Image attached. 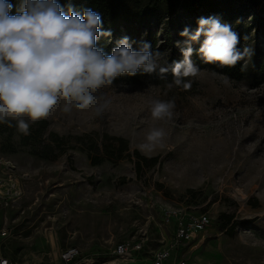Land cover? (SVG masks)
<instances>
[{
    "label": "rangeland",
    "instance_id": "obj_1",
    "mask_svg": "<svg viewBox=\"0 0 264 264\" xmlns=\"http://www.w3.org/2000/svg\"><path fill=\"white\" fill-rule=\"evenodd\" d=\"M148 2L129 5L135 11ZM249 3L209 0L217 10L243 8L233 16L208 7L201 14L250 28L241 50L248 45L253 54L230 83L192 55L200 71L185 78L190 88L169 87L171 75L153 72L99 89L98 96L111 99L101 116L57 108L32 123L28 135L14 121L0 124L3 253L18 259L49 245L76 246L100 262L126 242L143 244L138 264H151L152 252L165 247L194 264H264V15ZM154 99L174 101V117L153 120ZM151 127H163L166 136L145 151ZM111 137L127 148L118 151ZM135 152L148 160L139 170ZM90 154L99 161L91 163ZM200 214L207 221L196 238L177 240V225Z\"/></svg>",
    "mask_w": 264,
    "mask_h": 264
},
{
    "label": "clouds",
    "instance_id": "obj_2",
    "mask_svg": "<svg viewBox=\"0 0 264 264\" xmlns=\"http://www.w3.org/2000/svg\"><path fill=\"white\" fill-rule=\"evenodd\" d=\"M12 8L11 0H0V124L11 126L14 121L24 135L32 123L48 118L57 108L68 115L87 109L103 115L111 99L97 92L123 74L158 72L163 78L170 71L169 87L190 88L191 80L185 78L200 71L191 58L193 43L199 42L195 51L201 61L221 67L241 60L246 66L253 54L248 45L238 49L237 32L215 16L201 17L194 30L185 27L180 32L186 37L177 41L178 46L183 44V58L169 64L161 63V53L149 42L141 41L134 49L128 36L106 53L96 41L110 38L111 31L101 29V15L91 8L76 11L71 3L62 6L59 0H19L14 14ZM222 75L225 83L231 82ZM174 109V101H151L153 120L172 119ZM165 136L163 127L149 128L142 149L152 151Z\"/></svg>",
    "mask_w": 264,
    "mask_h": 264
},
{
    "label": "trees",
    "instance_id": "obj_3",
    "mask_svg": "<svg viewBox=\"0 0 264 264\" xmlns=\"http://www.w3.org/2000/svg\"><path fill=\"white\" fill-rule=\"evenodd\" d=\"M164 1L166 6L160 7L159 4ZM241 2H250L248 9H253L255 6L261 9L264 15V4H259V0H240ZM13 8L11 13H15L19 5V0H11ZM62 6L71 3L76 11L83 8H91L101 15L102 30H110L111 37L101 36L97 39V46L103 47L106 53H111V50L116 46V41L123 36H128L133 48L135 49L139 42H149L154 51L161 53V63L166 61H178L181 54V43L177 45V41L183 42L186 37L180 35V32L188 27L197 26V21L201 17L205 7H208L213 12L225 13L227 16H233L234 13H240L242 10L239 6L234 11L217 10L213 6H209V0H149V2L138 10L133 11L130 8L129 0H59ZM247 5V4H246ZM66 11V8H65ZM220 11V12H219ZM240 37L237 48L241 50V40L250 33V28L240 27V25L232 27ZM202 40V37H201ZM193 56L198 61L200 66H205L207 63L201 61L195 49H198L199 42L193 43ZM210 67L218 70L230 78H239L242 74L241 61H238L234 66H219L218 62L210 64ZM148 73L137 72L135 75L123 74L114 79V81H137ZM164 75H171L169 71ZM173 77V76H172ZM118 142L117 150L121 151L127 148V143L122 138L111 137ZM138 160L136 167L139 170L141 162L146 163L147 158L140 156L135 152ZM91 163H97L99 158L96 154L88 156ZM155 161V158L149 159V165Z\"/></svg>",
    "mask_w": 264,
    "mask_h": 264
},
{
    "label": "built area",
    "instance_id": "obj_4",
    "mask_svg": "<svg viewBox=\"0 0 264 264\" xmlns=\"http://www.w3.org/2000/svg\"><path fill=\"white\" fill-rule=\"evenodd\" d=\"M206 221V216L200 214L193 219H186L180 222L175 228V238L186 242L193 241L204 227ZM7 232L6 226L0 227V237H6L8 235ZM142 248L143 244L141 243L130 245L126 242H119L114 246L111 255L100 262L95 257L82 256L76 246L53 250L49 245L40 253L28 254L18 259L7 256L0 249V264H138ZM150 259L151 264H194L188 259L178 258L175 253H172L166 247L154 250ZM144 263L142 261L141 264Z\"/></svg>",
    "mask_w": 264,
    "mask_h": 264
}]
</instances>
